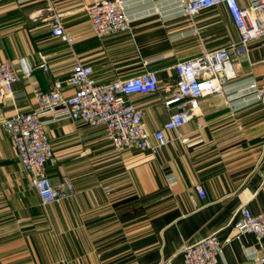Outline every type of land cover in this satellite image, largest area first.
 I'll return each instance as SVG.
<instances>
[{
    "label": "crops",
    "instance_id": "crops-1",
    "mask_svg": "<svg viewBox=\"0 0 264 264\" xmlns=\"http://www.w3.org/2000/svg\"><path fill=\"white\" fill-rule=\"evenodd\" d=\"M98 1L0 0V62L14 63L19 77L14 98L0 99V264H181L184 245L214 234L225 244L219 264H263L264 240L246 233L227 242L242 207L264 211V103L252 87L264 75L261 43L251 45L224 95L201 99L198 117L181 128L186 142L117 150L104 127L42 115L54 151L45 173L56 184L71 178L76 194L41 204L2 124L36 108L34 86L47 91L66 81L78 60L101 83L156 71L159 91L131 98L152 135L169 119L173 66L239 37L224 5L189 16L187 0H123L131 30L100 39L87 14ZM55 13L74 43L53 35ZM21 57L31 76L17 64Z\"/></svg>",
    "mask_w": 264,
    "mask_h": 264
},
{
    "label": "built area",
    "instance_id": "built-area-1",
    "mask_svg": "<svg viewBox=\"0 0 264 264\" xmlns=\"http://www.w3.org/2000/svg\"><path fill=\"white\" fill-rule=\"evenodd\" d=\"M224 5L238 31V40L218 48L207 49L201 54L179 61L173 68L177 76L176 87L164 101L169 119L152 135L144 124V111L131 98L149 95L160 89L156 71H145L110 82L101 83L94 76L89 63L78 60L66 81L56 80L45 91L34 86L36 108L17 111L3 119L2 124L9 133L14 150L23 169L29 173L33 187L43 206L57 204L76 194L71 178L65 177L53 183L45 173V166L54 161V151L42 120L48 114L54 120L61 116L92 127H104L115 149H150L157 151L175 139L186 142L181 128L198 117L201 99L209 95H224L225 85L239 77L242 58L248 56L253 43L264 46V0H187L183 2L189 16ZM87 14L97 38L128 32L132 20L128 16L123 0H101L87 7ZM52 33L72 44L75 38L64 28L62 15L53 14L50 23ZM46 62V56H41ZM264 62V60H263ZM22 73L31 76L33 67L26 57L17 60ZM49 71V65H43ZM19 80L14 63L0 62V99L14 98V86ZM70 87L71 94L66 88ZM257 98L264 103V75L261 84H253ZM168 132H176L172 137ZM154 139V143L152 140ZM201 198L207 192L201 184L195 185ZM234 234L227 242L246 233L255 236L257 243L264 240V211L253 213L242 207L233 225ZM225 244L216 234L181 249V264H219ZM264 264V256L261 257Z\"/></svg>",
    "mask_w": 264,
    "mask_h": 264
}]
</instances>
